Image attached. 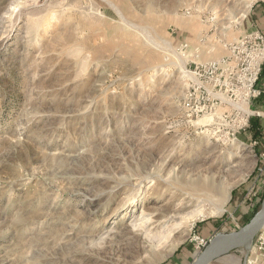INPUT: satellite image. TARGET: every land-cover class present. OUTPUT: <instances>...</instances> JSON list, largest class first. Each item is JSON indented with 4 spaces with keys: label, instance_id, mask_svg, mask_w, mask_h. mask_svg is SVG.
I'll return each mask as SVG.
<instances>
[{
    "label": "rangeland",
    "instance_id": "1",
    "mask_svg": "<svg viewBox=\"0 0 264 264\" xmlns=\"http://www.w3.org/2000/svg\"><path fill=\"white\" fill-rule=\"evenodd\" d=\"M256 3L0 0V264H167L196 226L253 217L264 115L232 131L188 91ZM167 175L201 207L167 209Z\"/></svg>",
    "mask_w": 264,
    "mask_h": 264
},
{
    "label": "built area",
    "instance_id": "2",
    "mask_svg": "<svg viewBox=\"0 0 264 264\" xmlns=\"http://www.w3.org/2000/svg\"><path fill=\"white\" fill-rule=\"evenodd\" d=\"M264 4V0H259ZM264 65V33L253 30L242 33L228 45V55L204 66H195L192 76L195 82L189 88V100L203 101L197 112L211 111L219 106L228 105L234 112V121L228 123L230 130L248 127L251 116L259 117L262 113L250 111L249 105L261 95L256 87ZM202 73H201V70ZM217 106V107H216ZM241 113L243 116L240 117ZM245 114V116H244ZM233 135V133H232ZM257 144V141L253 143ZM260 169H264V152L259 153ZM212 237L193 233L190 237L196 254L201 252ZM258 250H263L264 238L261 232L256 237ZM256 242V244H257Z\"/></svg>",
    "mask_w": 264,
    "mask_h": 264
},
{
    "label": "crops",
    "instance_id": "3",
    "mask_svg": "<svg viewBox=\"0 0 264 264\" xmlns=\"http://www.w3.org/2000/svg\"><path fill=\"white\" fill-rule=\"evenodd\" d=\"M253 30H259L264 33V4L260 2L253 5L243 24L244 33ZM256 87L261 91V95L258 100L255 99V105L252 109L264 115V65ZM262 130H264V127ZM224 227L226 228V223L223 220L205 222L196 226L195 232L204 237H213L216 233L226 231ZM255 241L256 238L249 247L240 248L210 264H264V251H257ZM195 256L196 251L190 244L182 247L167 264H190Z\"/></svg>",
    "mask_w": 264,
    "mask_h": 264
},
{
    "label": "water",
    "instance_id": "4",
    "mask_svg": "<svg viewBox=\"0 0 264 264\" xmlns=\"http://www.w3.org/2000/svg\"><path fill=\"white\" fill-rule=\"evenodd\" d=\"M264 228V201L254 216L240 229L231 232L216 233L208 245L190 264H210L240 248L249 247Z\"/></svg>",
    "mask_w": 264,
    "mask_h": 264
},
{
    "label": "bare ground",
    "instance_id": "5",
    "mask_svg": "<svg viewBox=\"0 0 264 264\" xmlns=\"http://www.w3.org/2000/svg\"><path fill=\"white\" fill-rule=\"evenodd\" d=\"M213 157L209 164L216 163L219 165L226 166L225 163L230 160L231 156L229 158L227 157H221V154L216 155L215 149H211L210 151L207 152V155H210ZM221 157V158H219ZM251 158V156H248ZM232 159V158H231ZM229 165V163H228ZM227 167V166H226ZM182 180L179 182L181 183ZM163 182L165 184L164 191L161 194H158V197L163 196V194L169 195V199L166 202V205L168 206L167 209H171L173 207H177L178 211L175 212V215H179L183 213L184 210L188 209L189 207H197L202 205L203 199L200 195V193H192L189 189L181 188L173 186L174 184L181 185L177 182L170 181L169 176L167 175L165 179H163ZM214 191L217 192L218 199L221 201H225L227 199V190L229 187H223L221 185H215L211 187ZM201 207V206H200ZM221 212V208H217ZM160 212L157 211V218L158 219H164L166 215H163Z\"/></svg>",
    "mask_w": 264,
    "mask_h": 264
},
{
    "label": "trees",
    "instance_id": "6",
    "mask_svg": "<svg viewBox=\"0 0 264 264\" xmlns=\"http://www.w3.org/2000/svg\"><path fill=\"white\" fill-rule=\"evenodd\" d=\"M258 100V99H257ZM254 107V105H253ZM260 120L258 121V118L254 117L251 118L249 121V129L254 133V137L257 138V136L259 135L260 132ZM259 198L257 199V205L264 199V188L260 191L259 193ZM256 205V206H257ZM257 208H255L252 212V216H254V214L256 213ZM250 220V219H249ZM249 220H247L243 225H245ZM230 230V229H229Z\"/></svg>",
    "mask_w": 264,
    "mask_h": 264
}]
</instances>
